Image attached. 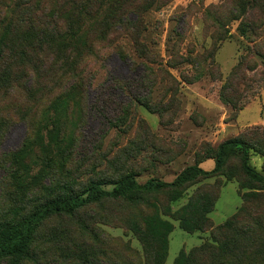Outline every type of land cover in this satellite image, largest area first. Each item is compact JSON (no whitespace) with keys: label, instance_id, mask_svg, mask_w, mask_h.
<instances>
[{"label":"rangeland","instance_id":"1","mask_svg":"<svg viewBox=\"0 0 264 264\" xmlns=\"http://www.w3.org/2000/svg\"><path fill=\"white\" fill-rule=\"evenodd\" d=\"M38 1H43L39 9ZM67 1L13 0V20L22 23L21 31L32 32L33 21L40 28L47 24L42 15L45 8L71 13L72 5ZM247 4L252 0L246 4L237 0H158L143 13L140 46L134 43V34H110L108 42L96 46L98 56L88 59L82 73L77 71L92 77V83L71 97L64 96V105L70 107L59 109L60 114L53 107L51 117L46 111L43 124L40 116L65 90L63 72L56 71L54 61H47L45 73L42 71L37 80L40 85L27 94L22 87L34 74L31 67H21L12 58L5 59V64L0 62V73L6 66L11 73L16 71L10 81L0 82V220L10 217L18 206L29 210L42 198L39 192L24 196L21 191H27L28 186L20 189L10 177L9 157L20 149L24 151L22 176L30 178L29 183L39 186L56 175L61 181L72 180L76 191L84 189L90 179H116L131 171L141 183L150 178L171 182L186 167L237 136L252 144L250 165L262 173L264 15L259 22L262 27L252 36L250 22L259 18L260 10L253 9L250 15L251 5ZM33 7L35 17L30 18ZM107 7L99 14H104ZM233 9L232 15L237 18L220 28L217 21ZM92 21L95 19L81 25L84 35ZM245 58V82L234 87L235 97L245 105L235 113L221 91L234 67ZM107 80L114 86L112 107L120 106L130 113L124 123L105 130L106 113L98 99V88ZM128 87L133 97L127 93ZM129 99L132 106L127 108ZM106 109L107 114L113 113L111 108ZM60 139L65 146H74L67 163L53 150L45 152L48 146L54 149ZM214 165V160L208 159L200 167L211 170ZM244 181L238 160L232 159L224 175L196 179L182 188L175 202L164 192L146 203L105 201L74 216L54 217L39 231L36 247L43 264H134L137 260L147 264L141 233L148 232L149 218L157 210L159 217L171 225L166 264H174L181 249L212 242L210 229L185 232L178 214L191 202L201 206L206 195L212 200L218 197L207 215L218 226L243 204L242 193L250 191L240 189ZM257 186L261 187L255 190L259 196L253 201L257 203L247 208H257L264 217V186Z\"/></svg>","mask_w":264,"mask_h":264},{"label":"trees","instance_id":"2","mask_svg":"<svg viewBox=\"0 0 264 264\" xmlns=\"http://www.w3.org/2000/svg\"><path fill=\"white\" fill-rule=\"evenodd\" d=\"M11 1L13 0H0V62L5 64V59L12 58L16 59L21 67L25 68L28 65L31 67L34 74L27 83L21 84L27 94L40 85L37 80L42 77V71L45 73L47 61H54L56 71L63 72L65 90L48 105L43 116H40L39 119L42 118L40 122L43 124L46 111L50 116L49 112L52 107L58 113L59 109H68L70 106L64 105L62 101L64 96L71 97L92 83V77L79 75L77 71L80 69L82 73V67L86 65L88 59L98 56L95 51L96 46L108 42L110 34L120 32L134 34V43L138 47L140 46L141 30L144 28L143 13L158 0H69L65 3H69V5L71 3V13L61 12L59 14V11L45 8L42 15L48 20L47 24L40 28L33 21V33L26 29L21 31L22 23L15 20L16 23L13 20ZM248 1L237 0V3L246 4ZM42 2H37V9L41 7ZM105 5H108L105 13L99 14ZM250 5L252 9L250 15L254 14L253 9L260 10L258 11L259 18L255 21L252 19L249 26L252 36H256L263 25H260L259 22L264 15V10H262L264 9V0H252ZM250 5L247 4V6ZM35 11L34 7L32 11L30 10V18L35 17ZM231 11L217 21L220 28L237 18L236 15H232L234 9ZM132 15H135L136 18H130ZM91 18L95 21L90 23L91 29L84 35L81 25ZM241 32L246 34L245 24L241 25ZM43 58L48 60L44 62ZM246 64L247 58L240 60L228 76L227 83L221 91L223 99L231 105L235 113L241 111L245 105L240 98L235 97L234 87L245 82ZM146 70L148 71V68ZM24 72L23 70L20 74ZM64 74L70 77L66 78ZM12 75H16V71L11 73L9 67L6 66V69L0 73V82L10 81ZM28 76L27 74L25 78ZM113 87L112 83L107 80L98 88V99L104 105L106 113L105 121H103L105 130L124 123L130 113L129 110H124L120 106L112 107V104L115 103L111 97ZM128 92L131 97L134 96L131 87L127 88ZM140 102L147 105L145 101ZM131 106L129 99V105L126 107ZM105 107L111 108L113 113L107 114L108 111ZM73 147L65 146L60 139L54 144V149L48 146L45 148V152L49 153L53 150L61 160L67 163V159L71 158V154L74 152L71 150ZM252 149V144L248 140L237 136L219 144L206 157H201L194 165L182 170L171 182L150 178L141 183L138 181L136 173L131 171L116 179H90L87 186L80 191L75 190L72 180L61 181L57 179L56 175L49 178L48 183L40 182L39 186L37 183H29L30 178L26 175L22 176L24 161L21 159V155L24 151L20 149L9 157L10 177L20 189L28 186L27 191H21L24 196L31 192H39L42 198L29 210L18 206L11 211L10 217L0 220V263L8 261L9 264H43L36 242L43 225L54 217L74 216L82 209L105 201L126 200L134 204L146 203L148 198L164 192H168L170 201L175 202L180 198V191L186 185L198 178L224 175L226 165L230 160L237 159L239 168L246 178L243 185H240V189L250 190L245 193L240 190L243 204L231 217L218 226H215L207 216L213 211L218 197L212 200L206 195L201 206H195L191 202L184 207L182 213L178 214L181 228L189 234L210 229L212 242L204 243L190 250L181 249L174 264H264V217H261L259 211H256L257 208L253 211H248L247 208V206L251 208L252 204L257 203V201H253L259 196L255 190L261 188L257 185L264 186V170L261 173L250 165ZM208 159H213L215 162L211 170L200 167V164ZM68 171L70 172L69 169ZM69 172H67L68 175ZM107 186L112 187L108 188ZM154 211L155 213L150 216L148 221V232L141 233L143 254L147 257V264H166L171 225L159 217L157 210ZM134 264L142 263L137 260Z\"/></svg>","mask_w":264,"mask_h":264}]
</instances>
